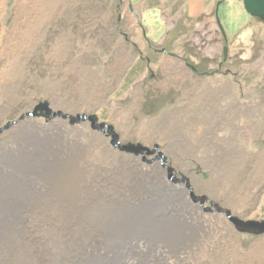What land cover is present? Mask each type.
I'll return each mask as SVG.
<instances>
[{"label": "rangeland", "instance_id": "374dc122", "mask_svg": "<svg viewBox=\"0 0 264 264\" xmlns=\"http://www.w3.org/2000/svg\"><path fill=\"white\" fill-rule=\"evenodd\" d=\"M48 1L0 0V147L35 124L48 135L59 126L71 141L79 133L86 144L99 137L111 167L78 165L86 186L96 178L116 192L120 186L108 179L159 165L166 184L184 190L197 210L182 225L201 228L195 236L204 240L192 255L181 261L160 248L164 256L151 261L264 264V234L238 233L224 213L264 220V25L241 0H56L35 26ZM220 1L224 37L214 17ZM208 102L220 107L211 118ZM43 103L49 114L35 115ZM193 116L204 121L206 138L229 142L228 151L203 159L178 147V138L197 145L185 134ZM213 118L222 121L218 131L209 129ZM128 145L140 149L126 152ZM112 196L97 206L98 199L93 206L84 200L83 213L90 219L94 209H111Z\"/></svg>", "mask_w": 264, "mask_h": 264}, {"label": "bare ground", "instance_id": "6f19581e", "mask_svg": "<svg viewBox=\"0 0 264 264\" xmlns=\"http://www.w3.org/2000/svg\"><path fill=\"white\" fill-rule=\"evenodd\" d=\"M55 2L48 1V9L43 12L41 6L43 14L35 26L41 27L47 18L44 14L52 13ZM214 17L218 26L216 11ZM29 23L24 25L25 32L31 29ZM211 102L205 107L210 118L220 109L211 107ZM189 121L185 134L197 145L186 142L181 145L182 141L175 138L178 147L184 146L183 150L203 159H214L220 151H228L229 142L219 145L214 142L215 134L209 138L204 136L202 119L193 116ZM220 123L213 118L209 129L215 125L218 131ZM52 127L55 133L48 135L36 124L29 126L27 131H19L7 141L4 148L0 147V264H127L129 261L155 264L150 258L161 259L164 255L159 252L160 248L168 249L174 257L181 255V261L192 255L203 239H199V234L195 236L201 228L182 225L197 210L187 202L184 190L166 184L159 165L128 176L115 175L121 181L108 179L117 182L121 190L127 187L124 195L120 189L108 191L96 178L86 186L78 165L91 169L111 167L106 159L109 153L99 145L102 139L95 137L86 144L79 133L71 141L59 126ZM185 143L191 148H185ZM109 193H113L110 200L113 207L94 209L89 219L83 213L84 202L93 206V201L98 199L96 206L99 202L104 204ZM28 221L33 228H40V232L28 230L25 226ZM80 233L86 235L85 242L77 238ZM49 246L53 248L52 253L48 251Z\"/></svg>", "mask_w": 264, "mask_h": 264}, {"label": "water", "instance_id": "95a60500", "mask_svg": "<svg viewBox=\"0 0 264 264\" xmlns=\"http://www.w3.org/2000/svg\"><path fill=\"white\" fill-rule=\"evenodd\" d=\"M221 5V2H219L216 6V13L218 10V7ZM245 10V12L250 15L251 17L253 16V18H257L261 23H263L264 25V0H242V4H241ZM218 23V27L219 30L221 32V35H223L222 37L225 36L224 31L222 29V27L220 26L219 21H217ZM227 57V48L224 49V60H226ZM48 106L47 103H43L40 104L38 106V108L35 110V115L37 111H39L40 113H42V111H45L47 114H49V111L46 109ZM92 123L93 126L97 121V118L95 116H90L88 118ZM105 125L101 124L99 125L97 128L102 129L104 128ZM109 130L111 131L112 129L109 128ZM114 137V142L116 141V136ZM140 149V147L136 146V147H132V145H128L127 147L124 148V150L126 152H134L136 153L138 150ZM196 200V199H195ZM198 200H200L198 198ZM224 213L227 215V217L230 220V223L232 224V226H234L235 230L238 233H242V234H248V235H252V236H260L264 234V220L263 222H254V221H242L239 220L236 217H230V213L229 212H225Z\"/></svg>", "mask_w": 264, "mask_h": 264}]
</instances>
